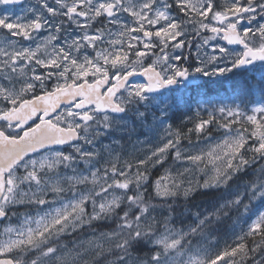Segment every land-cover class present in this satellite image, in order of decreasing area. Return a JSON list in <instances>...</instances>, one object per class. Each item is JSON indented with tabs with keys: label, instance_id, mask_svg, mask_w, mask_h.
<instances>
[{
	"label": "snow or ice",
	"instance_id": "snow-or-ice-1",
	"mask_svg": "<svg viewBox=\"0 0 264 264\" xmlns=\"http://www.w3.org/2000/svg\"><path fill=\"white\" fill-rule=\"evenodd\" d=\"M0 225V264H264V0H0Z\"/></svg>",
	"mask_w": 264,
	"mask_h": 264
},
{
	"label": "rangeland",
	"instance_id": "rangeland-1",
	"mask_svg": "<svg viewBox=\"0 0 264 264\" xmlns=\"http://www.w3.org/2000/svg\"><path fill=\"white\" fill-rule=\"evenodd\" d=\"M133 82H144V80H134ZM213 85H210V87H212ZM213 135H216V133L214 132L213 133ZM198 178H201L202 179V177H198ZM0 228H2V225H0Z\"/></svg>",
	"mask_w": 264,
	"mask_h": 264
},
{
	"label": "trees",
	"instance_id": "trees-1",
	"mask_svg": "<svg viewBox=\"0 0 264 264\" xmlns=\"http://www.w3.org/2000/svg\"><path fill=\"white\" fill-rule=\"evenodd\" d=\"M211 88L213 89V91L216 90V86H215V85H213ZM203 199H204V198H202V197H201V198H198L199 201H202Z\"/></svg>",
	"mask_w": 264,
	"mask_h": 264
},
{
	"label": "water",
	"instance_id": "water-1",
	"mask_svg": "<svg viewBox=\"0 0 264 264\" xmlns=\"http://www.w3.org/2000/svg\"><path fill=\"white\" fill-rule=\"evenodd\" d=\"M139 79H140V80H144L145 78H144V77H134V78H133V81H134V80H139Z\"/></svg>",
	"mask_w": 264,
	"mask_h": 264
}]
</instances>
